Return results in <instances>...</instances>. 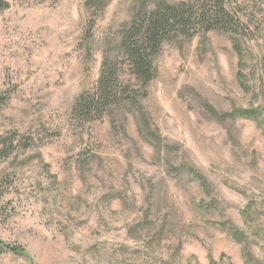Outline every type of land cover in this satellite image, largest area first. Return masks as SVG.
Masks as SVG:
<instances>
[{
  "label": "rangeland",
  "instance_id": "1",
  "mask_svg": "<svg viewBox=\"0 0 264 264\" xmlns=\"http://www.w3.org/2000/svg\"><path fill=\"white\" fill-rule=\"evenodd\" d=\"M6 1L0 241L21 250L0 264H264V0H223L237 33L173 34L138 98L93 121L74 103L158 0ZM209 107L253 108L260 124Z\"/></svg>",
  "mask_w": 264,
  "mask_h": 264
},
{
  "label": "trees",
  "instance_id": "2",
  "mask_svg": "<svg viewBox=\"0 0 264 264\" xmlns=\"http://www.w3.org/2000/svg\"><path fill=\"white\" fill-rule=\"evenodd\" d=\"M224 4L223 0L180 1L176 4L158 0L152 7L135 13L120 30L118 55L113 59L104 58L94 87L79 96L71 109V115L79 120L93 121L100 119L107 108L114 104L136 100L139 90L156 77L158 69L154 59L163 43L173 34L191 36L197 29L237 33ZM9 7L6 0H0V13ZM208 112L222 120L244 118L256 125L260 124L259 114L253 108L219 112L209 107ZM7 144V140L0 136V157L5 156ZM182 168L186 174H195L202 193H209L210 187L203 175L194 173L192 167ZM226 231L235 242L244 244V231L232 226L227 227ZM20 250L17 246L0 241V253H19ZM247 255L249 257L250 253L247 252ZM246 264H249L247 260Z\"/></svg>",
  "mask_w": 264,
  "mask_h": 264
}]
</instances>
